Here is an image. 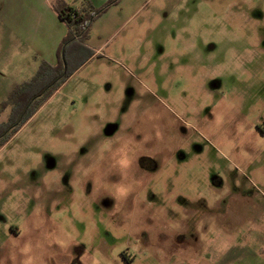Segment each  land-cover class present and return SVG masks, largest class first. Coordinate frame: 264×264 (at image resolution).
<instances>
[{
	"label": "rangeland",
	"instance_id": "1",
	"mask_svg": "<svg viewBox=\"0 0 264 264\" xmlns=\"http://www.w3.org/2000/svg\"><path fill=\"white\" fill-rule=\"evenodd\" d=\"M111 1L0 0V133L56 7L103 10L0 146V264H264V0Z\"/></svg>",
	"mask_w": 264,
	"mask_h": 264
},
{
	"label": "trees",
	"instance_id": "2",
	"mask_svg": "<svg viewBox=\"0 0 264 264\" xmlns=\"http://www.w3.org/2000/svg\"><path fill=\"white\" fill-rule=\"evenodd\" d=\"M116 1L118 0H113L110 4ZM55 10L67 29L57 50V61L55 65L42 63L35 77L14 91L15 116L6 128L13 127L8 133H0V146L37 111L45 99L51 97L58 87L93 55L85 44L92 21L103 10L97 11L87 2L83 3L80 8L61 3ZM141 165L143 168L153 167L152 165Z\"/></svg>",
	"mask_w": 264,
	"mask_h": 264
},
{
	"label": "flooded vegetation",
	"instance_id": "3",
	"mask_svg": "<svg viewBox=\"0 0 264 264\" xmlns=\"http://www.w3.org/2000/svg\"><path fill=\"white\" fill-rule=\"evenodd\" d=\"M19 119H20V118H19ZM18 121H19V120H18ZM12 127H13V126H10L9 128H6V130H4V132H3L2 134H5V133L10 132V130L12 129ZM257 128H258V130H259L261 133L264 134V129H262V128H260V127H257ZM149 163H152V161H151L150 159H148V158H141V159L139 160V166H140L141 168H143L141 164H144V165L147 166ZM21 234H22V231L20 230V228H18V227H16V228H15V227H11V228H9V235L12 237L13 241L19 239V238L21 237ZM46 264H48V263L46 262Z\"/></svg>",
	"mask_w": 264,
	"mask_h": 264
},
{
	"label": "crops",
	"instance_id": "4",
	"mask_svg": "<svg viewBox=\"0 0 264 264\" xmlns=\"http://www.w3.org/2000/svg\"><path fill=\"white\" fill-rule=\"evenodd\" d=\"M60 20V19H59ZM62 22V21H61ZM63 23V22H62ZM36 39V38H35ZM43 63H46V62H43ZM55 63H56V60H48V62L46 63V64H48V65H55Z\"/></svg>",
	"mask_w": 264,
	"mask_h": 264
}]
</instances>
